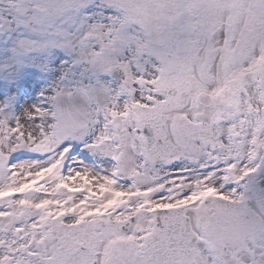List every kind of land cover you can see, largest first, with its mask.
Here are the masks:
<instances>
[{
	"label": "snow or ice",
	"instance_id": "snow-or-ice-1",
	"mask_svg": "<svg viewBox=\"0 0 264 264\" xmlns=\"http://www.w3.org/2000/svg\"><path fill=\"white\" fill-rule=\"evenodd\" d=\"M0 264H264V0H0Z\"/></svg>",
	"mask_w": 264,
	"mask_h": 264
}]
</instances>
